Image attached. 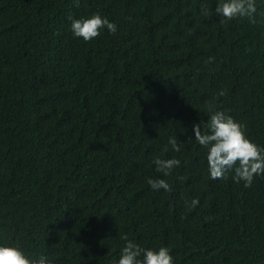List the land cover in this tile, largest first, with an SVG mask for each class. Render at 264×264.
<instances>
[{"label": "trees", "instance_id": "16d2710c", "mask_svg": "<svg viewBox=\"0 0 264 264\" xmlns=\"http://www.w3.org/2000/svg\"><path fill=\"white\" fill-rule=\"evenodd\" d=\"M256 4L226 19L216 0H0V239L54 264H113L122 236L174 264H264V175L212 179L192 140L212 106L264 146ZM93 12L117 31L74 37L68 17ZM155 156L181 161L169 192L146 183Z\"/></svg>", "mask_w": 264, "mask_h": 264}, {"label": "clouds", "instance_id": "9594fccd", "mask_svg": "<svg viewBox=\"0 0 264 264\" xmlns=\"http://www.w3.org/2000/svg\"><path fill=\"white\" fill-rule=\"evenodd\" d=\"M75 2L78 4L79 0ZM204 10L208 11L207 8ZM215 12L226 19L252 17L257 12V4L256 0H216ZM68 20L72 35L84 41L98 37L104 29L110 33L117 31L116 23L99 12L78 17L70 15ZM207 113L206 122L193 124L192 140L206 150L208 175L212 179H218L231 173L234 181H242L244 187H249L254 177L264 175V146L252 141L245 134L243 126L226 110H213L209 106ZM166 151H180L177 135L167 137ZM152 162L161 176L147 177L146 183L155 191H171L170 183L163 177L169 176L174 168L180 166V159L175 156H155ZM198 203L197 198L186 201L190 208ZM121 239L123 244L119 248L118 259L113 264H174L173 255L167 246L142 247L127 236H122ZM0 264H54V261L46 254H31L19 244L0 239Z\"/></svg>", "mask_w": 264, "mask_h": 264}]
</instances>
